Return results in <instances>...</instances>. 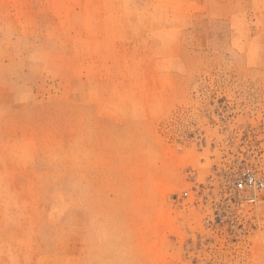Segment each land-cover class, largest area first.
I'll return each mask as SVG.
<instances>
[{
	"label": "rangeland",
	"instance_id": "1",
	"mask_svg": "<svg viewBox=\"0 0 264 264\" xmlns=\"http://www.w3.org/2000/svg\"><path fill=\"white\" fill-rule=\"evenodd\" d=\"M246 170L264 0H0V264H264Z\"/></svg>",
	"mask_w": 264,
	"mask_h": 264
},
{
	"label": "built area",
	"instance_id": "2",
	"mask_svg": "<svg viewBox=\"0 0 264 264\" xmlns=\"http://www.w3.org/2000/svg\"><path fill=\"white\" fill-rule=\"evenodd\" d=\"M234 187L240 203L259 206L264 211L263 173L246 170L236 177Z\"/></svg>",
	"mask_w": 264,
	"mask_h": 264
},
{
	"label": "bare ground",
	"instance_id": "3",
	"mask_svg": "<svg viewBox=\"0 0 264 264\" xmlns=\"http://www.w3.org/2000/svg\"><path fill=\"white\" fill-rule=\"evenodd\" d=\"M166 222L170 224L171 223V220L170 219H166Z\"/></svg>",
	"mask_w": 264,
	"mask_h": 264
}]
</instances>
